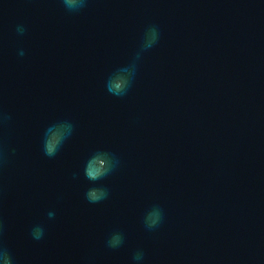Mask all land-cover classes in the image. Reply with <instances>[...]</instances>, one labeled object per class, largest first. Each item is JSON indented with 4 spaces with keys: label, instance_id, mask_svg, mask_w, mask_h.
Masks as SVG:
<instances>
[{
    "label": "water",
    "instance_id": "95a60500",
    "mask_svg": "<svg viewBox=\"0 0 264 264\" xmlns=\"http://www.w3.org/2000/svg\"><path fill=\"white\" fill-rule=\"evenodd\" d=\"M149 25L158 44L113 96L108 77ZM65 120L72 135L49 158L44 132ZM0 121V243L14 264H264V0H88L75 13L0 0ZM97 151L119 164L94 184ZM97 186L107 199L89 203ZM153 205L164 219L149 231Z\"/></svg>",
    "mask_w": 264,
    "mask_h": 264
},
{
    "label": "clouds",
    "instance_id": "9594fccd",
    "mask_svg": "<svg viewBox=\"0 0 264 264\" xmlns=\"http://www.w3.org/2000/svg\"><path fill=\"white\" fill-rule=\"evenodd\" d=\"M65 9L69 12H79L87 6L88 0H62ZM16 31L23 35L26 31L23 25H17ZM160 40V31L158 26L149 25L142 36L140 46L136 51L133 59L127 66L117 68L107 79L105 87L107 91L113 96L123 97L130 89L133 80L138 71V62L141 60L143 54L155 45ZM19 55L23 56V50ZM7 119V117H4ZM2 122V121H0ZM74 126L70 121H59L50 125L44 132L43 136V152L44 155L52 158L55 157L64 142L72 135ZM6 161L3 153H0V165ZM119 164L118 159L107 151H97L93 153L85 162L84 175L87 180L93 182L102 181L105 177L111 174L112 171ZM108 190L103 186L91 187L85 193V198L89 203H100L107 199ZM48 218L54 219L55 213L48 212ZM164 213L159 205H153L148 210L143 218L144 226L147 230L152 231L160 226L163 222ZM3 233V225L0 224V235ZM31 236L34 240H41L44 237V228L41 225H35L31 229ZM124 243V235L120 231H114L110 234L106 241V246L110 249H118ZM144 254L142 251H137L133 255V260L136 262L142 261ZM0 262L2 264H14V258L9 249L0 243Z\"/></svg>",
    "mask_w": 264,
    "mask_h": 264
}]
</instances>
